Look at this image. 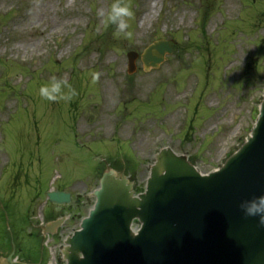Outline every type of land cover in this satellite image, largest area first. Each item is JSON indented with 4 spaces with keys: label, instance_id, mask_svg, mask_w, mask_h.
<instances>
[{
    "label": "rangeland",
    "instance_id": "1",
    "mask_svg": "<svg viewBox=\"0 0 264 264\" xmlns=\"http://www.w3.org/2000/svg\"><path fill=\"white\" fill-rule=\"evenodd\" d=\"M121 2L134 12L130 38H115L114 26L97 16L113 0H0V238L5 244L13 230L25 255L39 248L30 224L67 215L48 203V193L94 192L104 158L126 155L117 165L127 163L143 191L161 148L194 158L209 174L255 124L264 90V0H159L153 12L154 0ZM162 39L175 53L151 71L138 60L129 75L127 54L141 56ZM53 75L68 80L70 99L39 96ZM89 209L73 213L84 218ZM79 224L66 222L48 240V264H60L63 240Z\"/></svg>",
    "mask_w": 264,
    "mask_h": 264
},
{
    "label": "water",
    "instance_id": "2",
    "mask_svg": "<svg viewBox=\"0 0 264 264\" xmlns=\"http://www.w3.org/2000/svg\"><path fill=\"white\" fill-rule=\"evenodd\" d=\"M168 42L146 50V70L158 68ZM138 54H129V73ZM252 133L217 171L201 174L186 156L166 148L156 155L144 193L125 169L106 164L90 217L67 238L61 251L65 264H264V226L246 217L239 205L264 195V97ZM54 204L70 203L69 194L50 195ZM65 219L45 227L55 235ZM133 223L140 228L135 234ZM15 249L0 264L15 262ZM37 264H41V261Z\"/></svg>",
    "mask_w": 264,
    "mask_h": 264
},
{
    "label": "clouds",
    "instance_id": "3",
    "mask_svg": "<svg viewBox=\"0 0 264 264\" xmlns=\"http://www.w3.org/2000/svg\"><path fill=\"white\" fill-rule=\"evenodd\" d=\"M134 15L131 7L121 0H113L110 7L105 10L98 9L97 16L105 27L114 26L113 36L117 39L130 38L132 32L129 31L128 20ZM68 89L66 93L64 90ZM74 90L66 78H58L53 75L50 81L39 88V96L47 101L68 100ZM246 217H258L259 224L264 226V195L255 196L251 199L243 200L239 205Z\"/></svg>",
    "mask_w": 264,
    "mask_h": 264
},
{
    "label": "bare ground",
    "instance_id": "4",
    "mask_svg": "<svg viewBox=\"0 0 264 264\" xmlns=\"http://www.w3.org/2000/svg\"><path fill=\"white\" fill-rule=\"evenodd\" d=\"M158 2H159V0H154V3H153V5H152V10H151V12H153L154 9L157 7ZM44 11H46V8H45V7H44ZM148 17H149V12L144 16L142 22H145V21L147 20ZM43 21H44V19H41V20H40V23H42Z\"/></svg>",
    "mask_w": 264,
    "mask_h": 264
},
{
    "label": "flooded vegetation",
    "instance_id": "5",
    "mask_svg": "<svg viewBox=\"0 0 264 264\" xmlns=\"http://www.w3.org/2000/svg\"><path fill=\"white\" fill-rule=\"evenodd\" d=\"M75 206H77V205H75ZM67 210H69V207L67 208Z\"/></svg>",
    "mask_w": 264,
    "mask_h": 264
}]
</instances>
